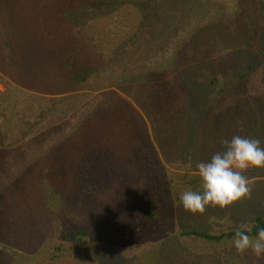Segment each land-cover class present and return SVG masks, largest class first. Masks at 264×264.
Here are the masks:
<instances>
[{
	"label": "trees",
	"instance_id": "obj_1",
	"mask_svg": "<svg viewBox=\"0 0 264 264\" xmlns=\"http://www.w3.org/2000/svg\"><path fill=\"white\" fill-rule=\"evenodd\" d=\"M169 1L0 0V152L30 135L34 149L42 146L0 183V264H106L96 258L108 253L112 264H122V251L169 235L184 239L152 247L174 259L165 264H264V255L237 254L232 244L240 225L252 237L264 228V184L250 182V199L192 214L180 197L195 189L189 178L198 173L167 167L180 161L197 171L198 162L224 150L221 141L240 135L239 120L254 126L251 136L264 145V72L253 80L237 64L219 78L212 72L217 60L208 58L213 51L205 54L212 46L201 49L194 34L184 35L167 64L131 76L120 91H103L66 127L77 92L114 64L121 71L127 45L135 47L143 27L160 23ZM207 1L178 7L204 8ZM262 2L238 12L235 25L243 32L264 28ZM228 32L210 33L217 41L223 36L222 46ZM179 56L188 68L176 64ZM22 210L39 216L30 221L34 235L10 221ZM223 219L233 227L209 231ZM147 257L129 264H152Z\"/></svg>",
	"mask_w": 264,
	"mask_h": 264
},
{
	"label": "rangeland",
	"instance_id": "obj_2",
	"mask_svg": "<svg viewBox=\"0 0 264 264\" xmlns=\"http://www.w3.org/2000/svg\"><path fill=\"white\" fill-rule=\"evenodd\" d=\"M181 1L183 0H170L168 2L165 8V14L161 16V21L156 27L154 25H143L145 27L142 29L145 30L139 32L136 37V46L134 47L130 44L127 45L128 51L126 52L125 57L121 59L120 63L124 64L121 71L117 70L118 65L114 64L112 65L114 67L111 66L109 70L102 73L99 77H93L84 89L77 92L75 95V101L78 100L76 103L77 108L74 112H68L65 117V120L70 122L69 125L66 126L67 128H70L75 121L73 114L75 112L79 113L84 104L88 102H97L103 91H108L110 89L120 91L119 86L126 85L127 82L125 80L133 78L131 76L145 74L148 70H153L167 64V60L171 57L174 46L184 35L194 34L193 37L196 38L197 43H200L201 49H208L212 46L206 50L205 54H209V52L211 53V50L213 51L211 55H208V58L217 60L215 64L216 69L212 72L217 74L219 78H222L223 74L225 75L226 66L235 68L237 64H240L238 69H242V71L248 70L249 75L253 80L260 72H264V28L257 29L249 35L248 31L244 30L243 32L242 27L238 28V26L235 25L237 21L239 22L238 12L242 13L243 6L260 5L263 3L262 0H208L204 8L198 7V9L196 7H188L186 11L183 10L184 12L178 7ZM191 1L194 2L195 0ZM147 24H149V21H147ZM172 25H175L174 28H172ZM215 28L219 29L220 33L223 32V30L232 31L227 33L225 37L227 40L222 46L219 45L223 41V39H221L223 36L219 34V40L217 41V36L210 33L211 29ZM162 37L168 39V42L161 40ZM215 44L216 46H219L216 51L214 47ZM184 59H181L179 56L176 64L183 68H188L189 66H186V60ZM233 71L237 73L236 69ZM105 75L109 77V80H105ZM3 90L4 86L0 83V91ZM243 124L246 125L243 122L241 124L239 120L236 133H240V136L246 138H254L253 136H257H251L254 126L250 125L248 127H243ZM30 136L18 147L4 153L0 152V183H4L10 176L9 175L8 178L6 177L5 179V172H14L19 169L21 167V162L32 156V153L37 155L38 152L40 155V149L42 146L36 145L34 149ZM260 147L263 148L264 145L260 143ZM183 166L184 164L180 161H176L169 165L167 164V167L173 173L182 175L186 172L193 174L198 173L196 170H189V168H184ZM251 170H253V168H250L243 173L249 179V182H251ZM260 170H264V168H260ZM189 179L192 180L193 186L195 187L193 191L199 189V177H190ZM255 185L257 186V184ZM36 192V190H33L30 192V195L35 198ZM120 197L122 198L121 207H123L124 196L120 195ZM19 200L23 202L27 199L21 197ZM10 217V221H13L12 224L16 231H21L22 234L29 233L34 235V226L36 224H31L30 221L39 217L35 211L29 213L27 210H22L20 216L16 215L15 211L13 216L11 215ZM176 220L179 219L172 221L171 228L173 230L177 229L178 226ZM17 222L20 223V227L16 226ZM22 223H24L25 226H22ZM232 227L233 224H231V222L223 219L220 223H212L209 231L212 233H218L220 230H226ZM169 238L176 237H171L169 235L163 238H155L152 243H148V245H145V247L140 249L138 248V245H136L122 251L123 255H121V257L123 256L124 260L122 264H129L134 260L144 261L146 254L148 255V259L152 258L150 260L152 264H160V262L163 264L172 263L174 259L168 258L167 260L165 256L158 254V251L154 249L152 250L153 246L157 245L156 248L158 249L159 242H167L170 240ZM182 239H184V237H180L178 240L181 241ZM148 250H150L149 254L146 252ZM199 250L200 249L196 252L197 256H199ZM112 256L111 253L105 255L97 254L96 259L101 263L112 264ZM117 259L119 262V258ZM143 264L147 263L143 262ZM202 264H207V262L203 261Z\"/></svg>",
	"mask_w": 264,
	"mask_h": 264
},
{
	"label": "clouds",
	"instance_id": "obj_3",
	"mask_svg": "<svg viewBox=\"0 0 264 264\" xmlns=\"http://www.w3.org/2000/svg\"><path fill=\"white\" fill-rule=\"evenodd\" d=\"M221 143L222 152L197 163L199 190H188L181 195L180 202L185 211L203 214L208 207L224 209L251 198L252 187L243 173L250 168H264V148L260 147L258 139L240 135ZM250 232L247 225H240L235 230L232 244L237 254L250 251L259 258L264 255V228L259 229L255 237L247 234Z\"/></svg>",
	"mask_w": 264,
	"mask_h": 264
},
{
	"label": "crops",
	"instance_id": "obj_4",
	"mask_svg": "<svg viewBox=\"0 0 264 264\" xmlns=\"http://www.w3.org/2000/svg\"><path fill=\"white\" fill-rule=\"evenodd\" d=\"M250 181L252 184H264V170L253 168V170H251Z\"/></svg>",
	"mask_w": 264,
	"mask_h": 264
}]
</instances>
